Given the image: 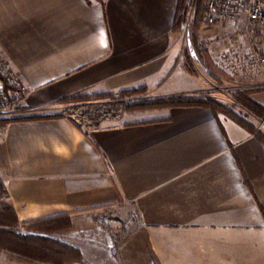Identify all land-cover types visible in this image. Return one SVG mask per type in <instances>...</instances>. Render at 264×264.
<instances>
[{
  "label": "crops",
  "instance_id": "0c3cea01",
  "mask_svg": "<svg viewBox=\"0 0 264 264\" xmlns=\"http://www.w3.org/2000/svg\"><path fill=\"white\" fill-rule=\"evenodd\" d=\"M177 2L0 0V53L27 86L18 116L36 117L0 134V180L20 222L134 213L119 264H264V143L246 128L202 106L86 127L65 112L79 93L207 88L178 66Z\"/></svg>",
  "mask_w": 264,
  "mask_h": 264
},
{
  "label": "rangeland",
  "instance_id": "374dc122",
  "mask_svg": "<svg viewBox=\"0 0 264 264\" xmlns=\"http://www.w3.org/2000/svg\"><path fill=\"white\" fill-rule=\"evenodd\" d=\"M185 6L187 8L185 17L180 20L179 28L175 30L176 37H179L181 42L178 66L181 65L185 70L199 76L202 79L201 82H206L203 84L207 86V88H199L198 96L188 97H213L231 106L241 116L264 129V124L248 112L244 105L247 92L252 90L264 92V63L261 60L264 57V30L257 24L249 22L244 15L216 24L205 23L196 30L193 28L194 0H188ZM211 61L217 69L212 67ZM125 89H128L126 90L127 99L149 98L147 88ZM123 90L111 93L118 94ZM91 93H99V91L84 94ZM256 93L251 97L254 98ZM176 95L185 96L184 94ZM110 100V96L101 94L98 99L91 100L88 105H81V98H75L64 101L68 105L65 112L75 117L85 127L87 121L97 125L88 115V112L93 110L89 108L100 107ZM18 114L19 109L13 111L0 109V118H17ZM118 114L119 117L133 118L137 112L121 110ZM5 201L8 202L7 198L1 194L0 202ZM137 224L134 213L108 209L91 213L84 219L70 218L59 223L46 222L30 227L16 226V229L23 234L38 238H50L74 246L82 245L85 252L80 250L86 263L119 264V246L137 228ZM94 246L96 249L93 248ZM0 264L53 263L1 250Z\"/></svg>",
  "mask_w": 264,
  "mask_h": 264
},
{
  "label": "trees",
  "instance_id": "16d2710c",
  "mask_svg": "<svg viewBox=\"0 0 264 264\" xmlns=\"http://www.w3.org/2000/svg\"><path fill=\"white\" fill-rule=\"evenodd\" d=\"M187 1L188 0H178L177 2L174 30L179 28L180 20H183L185 17V13L187 10L185 4L187 3ZM207 1L208 0H194L195 18L193 21V28L196 30L201 25L207 23ZM212 67L216 68L213 62ZM126 90L128 89H125L118 94H114L111 92H99L91 94L79 93L69 97H65L62 99V101H70L75 98H81L82 102L80 101V104L88 105L91 100L98 99V96L101 94L110 96L111 100L103 103L100 107L96 106V108H89H93V110L92 112H88V115L96 124L105 119L118 118V111L121 110H127L136 113L161 110L172 107H207L213 111L214 115L217 118L220 114L226 115L227 117L242 125L256 138L264 143L263 128L255 125V123L241 116V114L237 113L231 106L213 97H188L183 95H172L162 98L127 99ZM259 91L261 90H252L250 92H247V97L244 105L248 112L257 117L261 121V123L264 124V105L257 102L254 98L251 97L252 94ZM30 118L36 117L0 118V133L4 132L7 125L12 121L25 120ZM155 120L157 121L159 119ZM160 120H168V118H160ZM1 194H3L6 198L8 196L7 189L2 180H0V196ZM68 219H70L69 216H58L48 219L20 222L12 204L6 201L0 202V251L6 250L9 252L26 255L28 257H33L35 259L49 261L53 264H89L84 260L83 253L80 248L74 245L57 240H52L50 238H38L29 234H23L18 229H16V226L30 227L46 222L59 223L63 220Z\"/></svg>",
  "mask_w": 264,
  "mask_h": 264
},
{
  "label": "built area",
  "instance_id": "2783aa9c",
  "mask_svg": "<svg viewBox=\"0 0 264 264\" xmlns=\"http://www.w3.org/2000/svg\"><path fill=\"white\" fill-rule=\"evenodd\" d=\"M206 21L216 24L244 15L249 22L264 30V0H208ZM264 63V57L261 59ZM27 86L8 68L0 53V109L13 111L21 108Z\"/></svg>",
  "mask_w": 264,
  "mask_h": 264
}]
</instances>
